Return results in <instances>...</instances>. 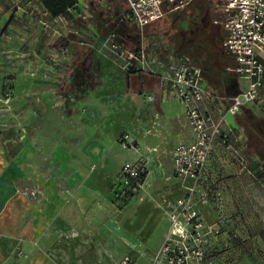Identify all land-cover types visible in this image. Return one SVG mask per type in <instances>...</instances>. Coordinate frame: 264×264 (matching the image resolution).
Instances as JSON below:
<instances>
[{"label": "crops", "instance_id": "crops-1", "mask_svg": "<svg viewBox=\"0 0 264 264\" xmlns=\"http://www.w3.org/2000/svg\"><path fill=\"white\" fill-rule=\"evenodd\" d=\"M97 57L95 70L86 66L90 52L60 71L41 54L24 68L0 69V91L7 83L20 92L19 100L0 92V177L7 164L20 172V179L0 178V264H118L125 255L150 264L161 245L168 208L139 195L138 210L126 212L133 197L119 209L114 181L125 161L142 159L140 192L162 176V184L177 183L171 154L191 140L187 118L157 74L125 72L111 53ZM77 90L84 94L64 106ZM261 111L264 117V104ZM117 129V137L109 134ZM123 133L136 149L120 145ZM243 136L234 151L214 144L202 174L213 189L200 190L206 202L198 213L219 230L205 244L208 254L225 264H264V172Z\"/></svg>", "mask_w": 264, "mask_h": 264}, {"label": "built area", "instance_id": "built-area-1", "mask_svg": "<svg viewBox=\"0 0 264 264\" xmlns=\"http://www.w3.org/2000/svg\"><path fill=\"white\" fill-rule=\"evenodd\" d=\"M123 1L127 6L126 18L142 31L148 23L194 0ZM208 1L222 8V17L213 22L226 30L222 46L235 60L233 70L239 83L242 80L245 84L238 94L229 98L228 106H218L220 98L206 85L201 68L188 55L171 51L164 53L163 58L158 54L149 57L142 44L133 51L114 41L113 31L108 37L110 53L121 70L128 72L133 65L137 71L145 70L160 77L162 86L183 107L191 131V140L177 144L172 150L173 175L180 193L173 201H166L170 204L168 229L150 264H225L205 250L208 239L219 230L206 223L198 213V204L206 202L199 189L202 174L216 142L234 151L242 137L238 126L228 127L226 116H233L243 105L262 113L264 104V0ZM82 5L78 0V7ZM118 142L122 147L136 149L128 133L121 134ZM144 171L146 165L142 159L125 161L119 170L122 186L131 192L141 189L140 174ZM118 264H133V259L125 255Z\"/></svg>", "mask_w": 264, "mask_h": 264}, {"label": "rangeland", "instance_id": "rangeland-1", "mask_svg": "<svg viewBox=\"0 0 264 264\" xmlns=\"http://www.w3.org/2000/svg\"><path fill=\"white\" fill-rule=\"evenodd\" d=\"M81 1L83 2V5L80 8L78 7L73 14L76 15V18L81 22H86V25L82 27H70L65 18H52L41 5L39 0H0V69L8 70L24 68L26 66L24 62H27V58L30 59L31 56L33 57L37 54H41V58L46 64V67L49 65L55 70L60 71L63 62L66 63L68 60H71V58H76L83 52H90L93 60L87 61L86 66L88 69L95 70L98 66L99 60L97 56H105V54L110 53L108 37L112 30H108L105 33V38H100L98 32L96 31L95 23L93 21H89V19L91 18V20H95V15L92 12L105 11L106 7L111 9L112 5L109 4V0ZM187 6L186 10L189 12L190 7L193 6L192 2ZM213 6L212 7L214 9L212 11V19L222 17L223 11L221 10V6ZM162 20L163 19H161V22ZM169 32L172 36L175 29L171 28ZM157 39L162 42L165 40L162 35ZM155 41L157 40L155 39ZM141 44L148 53L149 57L158 54L154 51V45L152 48L150 47L151 43L144 35ZM163 45L165 46L166 44ZM164 48L166 50L165 53L172 51V49L166 46ZM53 56L56 59L60 58L62 60L60 61V65L58 64L59 62L57 63L56 60L53 59ZM113 60L115 61L114 58ZM105 62L110 64V61ZM12 77H14V75ZM56 78L61 79L63 77L61 74H58L56 75ZM240 87L242 89L245 87L242 80H240ZM112 88H115V83L112 85ZM0 92L3 96L7 93L6 97H10L8 95L11 94V97H13L14 100L20 99V92H13V90H10L7 83L2 84ZM80 94L83 95L84 92L77 90L75 95H67V98L65 99L66 104H64V106L67 107V103L71 100L80 98ZM105 97L107 96L105 95L104 98ZM217 104L220 108L225 107L224 103L220 99H217ZM64 110L67 112L66 108H64ZM256 112L258 113L259 111ZM226 124L228 127L236 126L232 115L226 116ZM238 130L240 131L242 129L238 127ZM122 131L123 130L118 129L116 131L110 130L109 134L111 136L116 134L117 137V135ZM241 134L244 135L243 137L246 141V135L243 130ZM246 146L248 147L247 149L250 152L251 157H255L261 163V168L264 172V160L259 156L261 155L264 157V142L258 147H255L257 152L250 150L251 147L248 144H246ZM252 148L254 147L252 146ZM256 153L259 155H256ZM5 157L6 159L9 158V156ZM3 174L4 176L0 178L10 180L20 179V172L16 171V167H14L12 163L7 164V171ZM163 179H165L164 176H162V180ZM261 179L264 180V175H262ZM162 180H157L154 184L146 183L144 188L145 190L143 189L140 192L139 189L132 192L133 195H130L122 186L118 173L117 178L114 181V188L112 192L113 201L115 205L121 209L126 202L133 197L132 203L126 209V212H134V210H138V207L143 203V201L138 203V196L145 195V197L151 196L149 201H160L162 202V205H165L169 209L170 204H167L166 201H173L177 195L179 185H177L178 182L176 183L172 179V182L162 184ZM199 189L201 191H207L208 194L212 191L213 186L209 181V177L205 179L204 182L201 180Z\"/></svg>", "mask_w": 264, "mask_h": 264}, {"label": "trees", "instance_id": "trees-1", "mask_svg": "<svg viewBox=\"0 0 264 264\" xmlns=\"http://www.w3.org/2000/svg\"><path fill=\"white\" fill-rule=\"evenodd\" d=\"M39 1L52 18L63 17L70 27L86 25V22L78 20L72 12L78 9V0ZM109 4L112 5L111 9L106 7L105 11L92 12L95 20L89 19L95 23L100 38H105V33L112 30L115 33L114 41L129 50L136 51L141 46L144 35L151 43L150 47L154 45V51L161 58L164 57L165 46L174 53L188 55L201 68L206 85L225 106L229 105V98L240 92L238 75L233 70L235 60L222 46L226 30L222 25L213 22L216 18L212 19L214 6L210 1L194 0L189 12L186 10L188 6L170 11L145 25L142 31L126 18V6L125 9H121L122 5L115 0H109ZM171 28L175 29L172 36L169 32ZM161 35L165 39L163 42L157 39ZM135 71L137 70L133 65L129 66V73ZM233 120L235 125L244 131L246 144L251 147L250 150L257 152L255 147L264 142V117L249 106L243 105L239 112L233 115ZM259 156L264 160L263 156ZM145 176L146 171L140 174L142 183ZM126 190L128 194L133 195L130 190Z\"/></svg>", "mask_w": 264, "mask_h": 264}]
</instances>
